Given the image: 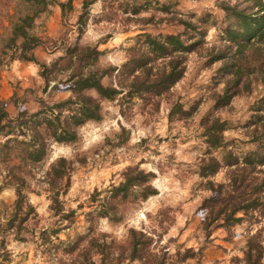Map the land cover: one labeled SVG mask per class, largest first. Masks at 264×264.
Returning <instances> with one entry per match:
<instances>
[{"label":"rangeland","instance_id":"obj_1","mask_svg":"<svg viewBox=\"0 0 264 264\" xmlns=\"http://www.w3.org/2000/svg\"><path fill=\"white\" fill-rule=\"evenodd\" d=\"M55 1L67 0H54L35 20L36 32L47 36L44 47L40 46L35 56L50 70L52 63L58 61L48 73L50 80L45 83L41 75L36 77L34 72V78L29 76L28 73L36 69L39 74L42 72L33 62V70L15 59L6 58L0 64V99L13 118L21 110L29 114L37 111L41 100L51 104L69 97L70 74L89 75L99 68L104 71L102 83H114L116 69L126 59V49L136 42L140 33H182L184 26L179 19L197 22L199 17L207 19L206 24L202 22L206 31L202 42L185 55L183 76L168 93L155 98L156 106L136 97L125 101L119 95L101 103L100 120L88 121L78 128L76 142L53 143L43 161L22 163L14 152L0 161V264H82L85 257H89L81 251L87 241H82L70 254L63 251L65 246L59 245L58 239L73 243L78 236L85 235L91 225L95 234H106L103 238L108 242H123L129 227L146 231L153 237L150 251L158 256L167 252L164 264H244L242 251L246 238L258 233L264 242V210H256L253 216L244 217L231 227L217 221L205 229L207 211L201 206L203 199L212 194L206 180L224 182L228 170L225 165L232 156L242 161L258 148L260 138L264 137L260 127L263 122L258 117L264 116V110H257L258 107L264 109V85L257 74L243 77V81L249 83L248 90L240 88L225 106H215L230 68L212 57L218 51L227 55L234 51V46L224 47L229 43L223 32L227 19L220 6L222 0H95L85 12L81 8L82 0H72L73 8L63 17L58 13L57 20L54 19L57 16ZM224 1L239 7L247 4L246 0ZM133 6L139 8L138 13H130ZM51 20L57 23L54 37L47 34L53 28ZM194 35L200 37L196 32ZM73 45L97 47L100 53L93 60L75 55L67 69L57 71L58 67L66 65V48ZM61 57L66 59L58 60ZM176 105H180V110ZM170 111H173L171 115ZM212 116L227 123L220 134V146L210 150L222 167L214 175L203 178L198 169L207 145L200 123L204 117ZM3 140L0 136V142ZM59 156L72 160L73 170L68 189L59 195L64 209L56 213L49 209L52 194L43 182V175L49 163ZM11 165L20 166L15 172L26 178L29 185L24 189L26 201L36 212L30 211L21 224L20 236L25 240L18 239L14 226L5 230L17 198L14 186L6 184L5 179ZM134 166L155 174L151 184L157 194L146 200L118 202L120 221L96 217L92 211L98 209L106 188L122 182L124 170ZM95 189L99 193L92 199ZM26 211V205L16 211L13 225L19 224ZM54 227H59V231L44 242L40 238L41 228ZM101 243L99 239L97 244ZM91 249L92 259L99 264L101 255L96 253L94 245ZM187 249L191 251L188 253ZM114 250L109 258L116 256L117 250ZM126 264L140 263L134 260Z\"/></svg>","mask_w":264,"mask_h":264},{"label":"trees","instance_id":"obj_2","mask_svg":"<svg viewBox=\"0 0 264 264\" xmlns=\"http://www.w3.org/2000/svg\"><path fill=\"white\" fill-rule=\"evenodd\" d=\"M95 0H82L81 8L85 9ZM244 7L237 4L230 5L227 1L220 2L221 8L226 12L227 25L224 29L225 40L234 46V51H218L212 59L221 60L222 66L229 67L228 77L222 93L215 100L217 108L225 106L236 95L240 88L248 90L249 83L243 81V77L249 73H255L264 85V0H246ZM54 0H0V64L9 58L19 59L38 64L42 68L41 77L47 83L58 61H54L52 68L47 69L35 56L37 47H44L47 36L36 32L35 20L52 5ZM56 2V1H55ZM63 17L66 11L73 8L72 0L57 1ZM139 12L137 6H133L130 13ZM81 16V15H80ZM207 19L199 17L197 22L191 19H179L184 26L182 33H168L164 35H151L140 33L136 36V42L126 49L125 61L117 67L115 82L109 85L102 83L104 71L97 68L89 75L82 73L70 74V96L53 103L40 101V108L28 113L25 110L18 112L13 118L5 108V102L0 99V136L4 138L0 142V161L18 154L22 163L37 164L43 161L51 151V145L71 144L79 139L78 128L88 121H98L102 118L101 103L112 101L121 95L122 100L128 101L140 98L153 106L160 98L183 76L185 72V55L193 51L202 42ZM200 37L196 38L194 33ZM67 63L56 70L67 69L76 55L84 58L95 59L100 53L97 47L73 45L66 48ZM61 57L58 60H64ZM106 73V72H105ZM90 91L94 92L90 93ZM180 110V105H176ZM257 110H264L258 107ZM173 111H170L171 115ZM262 124L264 136V116L258 115ZM15 121L17 122L16 125ZM202 136L207 145L206 155L201 158L198 174L207 178L214 175L221 167V162L210 154L211 149L220 146V134L226 128V121L219 117H204L201 120ZM19 137H22L21 139ZM262 138V139H261ZM260 138L258 148L250 152L239 161V157L232 156L225 165L228 168L224 182L214 183L206 180V185L212 194L203 199L201 206L205 209L204 228L220 221L222 226L231 227L240 222L244 217L253 216L256 210H264V137ZM73 161L64 156L53 159L45 174L43 182L46 184L50 195L49 209L56 213L63 210V203L59 195L65 193L70 185V175ZM19 165H11L8 175L5 176L6 184L15 188L17 198L13 203V216L5 223V230L16 228L18 239L21 224L26 220L29 212H35V208L26 201L24 189L29 185L26 178L16 173ZM123 181L117 185L110 184L106 188L105 196L99 200L98 209L94 212L96 217L108 218L111 221H120L122 215L117 214V203L134 201V199L146 200L157 194V189L152 186L151 179L155 176L152 171H144L139 166L129 167L124 170ZM97 189L92 193V199L98 195ZM27 206L24 217L20 218L18 225H13L16 211ZM72 212V211H71ZM58 226V225H57ZM59 227L41 228L40 238L48 241L51 234H57ZM104 233H96L94 227H88L85 235H80L71 243L58 239V244L65 246L63 251L74 253L82 241L87 245L81 251L88 254L82 264H95L90 255L93 247L96 253L101 255L99 264H126L138 260L140 264H164L166 253L158 256L150 251L149 246L153 237L142 229L129 227L126 239L118 243L114 240L106 241ZM20 236V237H19ZM58 238V237H56ZM101 239V245L97 241ZM99 246V247H98ZM68 247V248H66ZM111 247V248H110ZM106 248L110 251H106ZM66 249V250H65ZM116 256L109 258L110 254ZM92 250V249H91ZM86 251V252H85ZM187 249L186 252H190ZM242 261L244 264H262L264 254V242L258 233L246 238L243 249ZM114 261V262H113Z\"/></svg>","mask_w":264,"mask_h":264},{"label":"crops","instance_id":"obj_3","mask_svg":"<svg viewBox=\"0 0 264 264\" xmlns=\"http://www.w3.org/2000/svg\"><path fill=\"white\" fill-rule=\"evenodd\" d=\"M56 14H57V16L54 18V19H56L57 20V17H58V13H60V8H59V6L58 5H56ZM53 20H51V23H50V26L52 25V30H48L47 31V34H48V36H55V34H56V32H57V28H56V26H57V23L56 22H52ZM39 47H37L35 50H34V52H36L37 51V49H38ZM35 54V53H34ZM15 62H18V63H22L24 66H28V65H30V68L33 66L32 64V62H28V61H21V60H19V59H15ZM30 70H33V68H31ZM30 72V71H29ZM33 72H34V75H36V77H40V74L38 73V71H37V69H36V71H32V72H30V73H28V74H30L29 76L31 77V78H34L33 77ZM20 77L22 76L23 77V75H19ZM25 76H27V78H28V75H25ZM21 77V78H22ZM26 79V78H25ZM7 111L9 112V109H7Z\"/></svg>","mask_w":264,"mask_h":264}]
</instances>
